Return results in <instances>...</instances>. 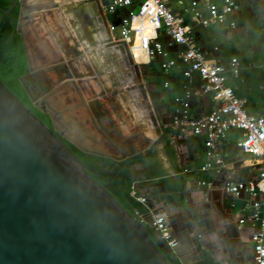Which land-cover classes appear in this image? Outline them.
<instances>
[{
	"label": "water",
	"instance_id": "obj_1",
	"mask_svg": "<svg viewBox=\"0 0 264 264\" xmlns=\"http://www.w3.org/2000/svg\"><path fill=\"white\" fill-rule=\"evenodd\" d=\"M93 1L101 23L99 30L111 36L104 4L101 0ZM15 4L12 0L10 9L4 13L9 14ZM113 41L111 38L109 44L125 55L139 83L132 91L138 92L150 107L143 66L135 62L130 44ZM56 106L47 104L46 108L44 105L40 108L44 113L49 108L55 126L52 129L0 79V264H209L198 241L183 235L182 232L190 234V231L184 224V228L178 225V209H165L180 243L174 253L159 233H153L152 213L144 215L141 222L103 188L101 182L110 181L115 175L104 180L69 149L63 139L87 153L101 156L97 150L102 146L97 138L98 134L103 137L104 134L87 104L83 108L97 135L72 117L76 106L68 110L59 103ZM150 121L159 133L154 113ZM142 135L153 144L150 153L123 159L121 168L127 162L147 158L161 142L160 138L149 139L144 132ZM220 187L215 185L207 199L225 220L235 251L234 244L239 241L237 224L232 216L222 212L220 203H214L219 200L216 189ZM186 254L191 256L188 261L183 259Z\"/></svg>",
	"mask_w": 264,
	"mask_h": 264
},
{
	"label": "crops",
	"instance_id": "obj_2",
	"mask_svg": "<svg viewBox=\"0 0 264 264\" xmlns=\"http://www.w3.org/2000/svg\"><path fill=\"white\" fill-rule=\"evenodd\" d=\"M110 1H106L105 4ZM192 1L169 0V6L184 19V25L190 29V35L208 52L210 59L224 65L229 64L234 58L239 60L241 78L238 81L231 79L230 84L235 87L239 97L248 101L249 114L264 118V0H232L238 5V10L230 16L229 23L206 27L193 20L189 11ZM207 1L221 5L225 0H198V9L205 17H208ZM92 2L94 1L91 0L87 7L90 8V13L96 14L94 6L91 7ZM125 15H127L126 11H120L115 21H119ZM231 23H235V27H231ZM99 24L101 25L97 21L98 27ZM145 25L147 26L148 22H145ZM100 33L103 38L99 36L97 38L105 44L106 33L104 31ZM160 41L165 45L168 55L158 56L150 63L147 53L139 46V39L137 49L134 50L136 62L144 64L141 69L144 71L142 76L147 87L149 102L153 106V97L156 99L155 108L162 119L161 125L155 115L159 125V133L154 129L157 139H152L144 133L153 141L160 138L161 142L164 140L165 143V146L161 142L158 144H161L158 147L161 171L155 178L148 177L144 180L140 178L134 187L140 196L149 199L154 209L165 213L166 208L179 210L176 218L178 225L183 228L185 225L190 231V234L186 231L182 232L183 235H190L198 241L209 264H251L254 256L252 238L258 226H254L248 220V215L244 212L249 211L245 206L255 201L264 203V193L256 199L248 194L236 198L227 190V186L233 183L262 181L264 162L244 154L240 148L242 132L231 131L219 145V154L223 160L220 173L216 172L219 166L207 172L201 171L210 161L206 156L205 136H195L191 129L183 132L172 126L173 118L180 108L175 100L184 95L185 68L180 66L167 74L161 71V65L169 60H176L181 49L172 45V40L164 33L160 35ZM155 60H157L156 66L153 64ZM153 67L159 70L156 79L149 77ZM134 81L132 77L129 83H126V89L133 87ZM196 83L200 85L198 78ZM153 85H157V88L154 89ZM215 106L216 103L210 97L195 98L189 108L188 117L192 121L199 120L209 115ZM144 112L145 110L142 109L141 119H145L143 124L148 126ZM202 182L211 184V188L201 187ZM215 185L221 187L216 189L219 192V200L214 203H220L222 212L232 216L234 223L237 224L239 241L234 244L235 251H232L231 232L225 220L217 212L215 205H211L207 199L208 194L214 191ZM152 190L154 192H151ZM189 257L191 256L186 254L183 259L188 261Z\"/></svg>",
	"mask_w": 264,
	"mask_h": 264
},
{
	"label": "built area",
	"instance_id": "obj_3",
	"mask_svg": "<svg viewBox=\"0 0 264 264\" xmlns=\"http://www.w3.org/2000/svg\"><path fill=\"white\" fill-rule=\"evenodd\" d=\"M122 10L127 15L116 22L115 17ZM206 10L208 17L198 9V0H193L189 9L193 20L205 27L213 24L226 25L230 16L238 10V5L232 0H225L221 5L207 1ZM103 11L112 38L114 31L119 28L118 41L130 44L134 60L138 39L140 48L147 53L148 63L158 56L166 57L168 54L165 45L160 41L162 33L172 40V45L181 49L176 60H169L161 65V71L167 74L180 66L185 68L184 95L175 100L180 108L172 124L183 132L191 129L195 136H205L206 156L210 161L201 171L207 172L219 166L216 172L220 173L223 160L219 154V145L231 131L242 132L240 148L244 154L264 162V118L250 115L248 101L239 97L235 87L230 84L231 79L238 81L241 78V66L237 58L226 65L210 59L208 52L190 35L184 19L169 6V0H111L104 4ZM145 22H148L147 26ZM230 25L235 27L236 24ZM197 78L200 85L196 83ZM165 86L168 87L167 84ZM202 96L210 97L216 106L209 115L192 121L188 117L189 108L195 98ZM261 178L263 180L258 183L229 184L227 190L236 198L248 194L256 199L264 193V172ZM200 186L211 188V184L206 182H202ZM131 196L140 204L148 206L149 199L140 196L135 187ZM245 209L249 211L244 212L248 215V220L258 226L252 238L254 256L251 264H264V203L255 201L245 206ZM149 213L153 214V231L159 233L160 239L175 253L180 248V243L170 227L167 214L154 208H149ZM143 216H138L141 222H144Z\"/></svg>",
	"mask_w": 264,
	"mask_h": 264
},
{
	"label": "flooded vegetation",
	"instance_id": "obj_4",
	"mask_svg": "<svg viewBox=\"0 0 264 264\" xmlns=\"http://www.w3.org/2000/svg\"><path fill=\"white\" fill-rule=\"evenodd\" d=\"M15 3L12 10H18V17L15 21L16 29L13 35L20 38V51L14 55L10 72L21 73L17 79L24 93L22 96H16L46 125L54 129L55 126L49 108L47 107L46 113L42 112L40 108L43 105L46 108L47 104L49 107L58 105L57 96L63 90L67 91L69 88L79 90V87L85 89L83 83L86 80L78 74V70L73 65L75 61L84 57V52L80 48L77 37L69 31L61 4L54 0L48 2H43V0H15ZM92 6H95V4H92ZM94 8L97 12V7ZM47 24L57 28V31L54 32L58 43L55 47L57 48L56 51L49 50L44 42L43 38L46 36ZM48 33L50 34L47 31ZM32 41L37 42L41 48L37 55L34 54L35 49L32 46ZM43 52L46 53L47 57L43 55ZM69 93L72 92L68 91L67 94L69 95ZM96 98L84 99L85 101L82 100L76 107H83L84 103L87 104L95 123L104 134L103 139L114 149V154H107L102 148L97 150L101 156L87 153L76 144L63 139L69 149L87 166L92 168L90 163L98 166L103 172L111 175L110 178L113 175L116 176L126 165H130L134 177H138L137 173H139L143 180L150 177L151 174L159 173L161 171V161L158 147L161 144L165 146L164 140L153 149L151 155L147 158L127 162L121 168L123 159L146 156L150 153L153 144L142 135V132L137 131L131 136L125 135L107 116L99 99ZM134 141L140 142L141 150L134 146L132 143ZM113 156L119 158V160L114 159ZM153 233L155 232L153 231Z\"/></svg>",
	"mask_w": 264,
	"mask_h": 264
},
{
	"label": "rangeland",
	"instance_id": "obj_5",
	"mask_svg": "<svg viewBox=\"0 0 264 264\" xmlns=\"http://www.w3.org/2000/svg\"><path fill=\"white\" fill-rule=\"evenodd\" d=\"M48 1L50 0H43V2ZM54 1L61 4L64 19L69 27V31L72 35L77 37L80 48L84 52V57L75 61L73 65L75 69L78 70V74L86 80L83 83L85 86L84 90L79 87V90L69 88L67 91L63 90L60 92L57 96V101H59L61 108L75 107L81 103L82 99L88 100V98L93 99L98 97L96 99H99L107 116L112 119L116 126L119 127L125 135L131 136L138 131L145 132L152 139H157L156 134H150L147 127L143 125L144 120L141 119L143 116L141 114L143 104L141 102V97L137 94L138 92L134 94L129 92L130 89H126V83H129V80L133 77L131 67L119 49L113 48L111 47V44H109V40L112 36H108L105 32L107 39L106 44L97 38V36L100 35L101 30H99V27L97 26L96 15L94 16V14L90 13L89 8L87 7L90 4V1ZM106 1L108 0H101L103 4H105ZM47 26V31L50 32V34H47V31L45 32L46 36L43 38L44 42L49 50L56 51L57 48L55 47L58 43L55 39L54 32L57 31V28L53 27L51 24H47ZM112 39L114 40L113 42L118 41V39ZM32 46L35 49L34 54L37 55L38 51H41L39 44L32 41ZM43 55L46 56V53L43 52ZM156 63L157 60L153 62L154 66H156ZM158 71V68L153 67L152 73L149 77H155L158 75ZM142 72L144 71L142 70ZM156 78L157 77H155V79ZM135 83V86L138 87L139 83ZM157 85H153L152 87L156 89ZM68 91H71L72 93H69L68 95ZM130 91L132 92V90ZM155 102L156 99L153 97L154 105L152 106V104H150V107L153 113L157 116L156 120L162 125V119L155 108ZM72 112V117L79 119L85 130L91 132L93 135H97V130L83 107H75ZM65 117L67 116L65 115ZM97 141L101 144L105 153L114 154V149L103 139V136L98 134ZM132 143L138 150H141L140 142L134 141ZM151 192L154 191L152 190Z\"/></svg>",
	"mask_w": 264,
	"mask_h": 264
},
{
	"label": "trees",
	"instance_id": "obj_6",
	"mask_svg": "<svg viewBox=\"0 0 264 264\" xmlns=\"http://www.w3.org/2000/svg\"><path fill=\"white\" fill-rule=\"evenodd\" d=\"M10 6L11 0H0V16L2 17L0 21V79L13 94L22 96L24 93L17 79L21 73L10 72L12 70L14 55L20 51V38L13 35L16 29L15 21L18 17V10L14 9L9 14L4 13V11L9 10ZM170 150L174 155L172 147H170ZM144 161L146 162V160ZM90 165L103 179L108 180L110 178L111 175L103 172L98 166L92 163ZM157 174L149 176L155 178ZM137 176L134 177L130 165H126L112 181L101 182L103 188L115 197L135 218H138L139 215L148 214L149 206H151L150 203L148 206H144L131 196L135 183L141 178L139 173H137Z\"/></svg>",
	"mask_w": 264,
	"mask_h": 264
},
{
	"label": "bare ground",
	"instance_id": "obj_7",
	"mask_svg": "<svg viewBox=\"0 0 264 264\" xmlns=\"http://www.w3.org/2000/svg\"><path fill=\"white\" fill-rule=\"evenodd\" d=\"M89 1H91V0H89ZM93 4L95 3V1L94 2H92ZM95 7V6H94ZM90 9V8H89ZM94 9V8H93ZM95 13H97L96 11H95ZM96 16H97V14H95ZM98 21V20H97ZM98 26V25H97ZM119 34H120V29L118 28L116 31H114V33H113V37L115 38V39H118V37H119ZM103 38V37H102ZM135 55V54H134ZM135 57H136V55H135ZM124 58H125V55H124ZM127 61V60H126ZM135 61H136V58H135ZM134 82H136V81H134ZM136 84V83H135ZM135 84L133 85V87L135 86ZM133 87H131V88H127V89H130V90H132L133 89ZM129 90V92H131ZM131 93H134L133 91L131 92ZM135 97V96H134ZM141 102H142V104H143V109L145 110V116H146V118H147V124H148V126L147 125H144V126H146L147 127V129H148V131H149V133L150 134H154V128H153V126H152V123H151V121H150V119H151V117L153 116V111H152V109L149 107V105L146 103V102H144L143 100H141ZM138 111V110H137ZM140 111V110H139ZM143 113V112H142ZM143 115V114H142ZM141 117V116H140ZM144 123V122H143Z\"/></svg>",
	"mask_w": 264,
	"mask_h": 264
}]
</instances>
